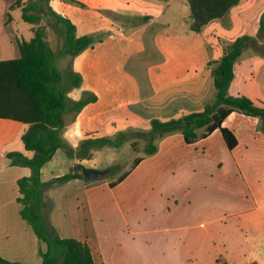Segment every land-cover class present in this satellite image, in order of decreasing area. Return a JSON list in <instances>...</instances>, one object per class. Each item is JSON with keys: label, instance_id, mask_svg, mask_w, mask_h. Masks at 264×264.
Returning <instances> with one entry per match:
<instances>
[{"label": "crops", "instance_id": "crops-1", "mask_svg": "<svg viewBox=\"0 0 264 264\" xmlns=\"http://www.w3.org/2000/svg\"><path fill=\"white\" fill-rule=\"evenodd\" d=\"M15 1L0 0V60L17 58V42L29 40L35 27L22 20L21 7L10 8ZM76 1L85 7L47 1L74 26L76 37H101L65 69L82 79L68 98L76 101L82 92L96 97L62 130V139L72 148L83 139L130 127L147 130L152 118L199 111L214 94L207 63L220 59L237 37H255L264 15V0H240L196 33L187 29L188 9L174 21L165 17L172 8L186 5L185 0ZM14 9L20 11L16 16L11 15ZM103 10L147 21L136 27L120 25ZM257 50L246 48L238 57L228 94L261 104L264 54ZM221 127L235 139L231 149L218 129L191 144L175 132L158 141L153 155L133 156L141 159L124 169L119 182L118 174L107 181L72 180L47 189L51 225L61 238L86 243L94 264H264V124L232 112ZM27 128L0 119V258L39 264L40 244L20 218L16 202V181L29 169L10 165L3 155L16 151L31 156L20 139ZM126 146L90 152L112 154L115 163L130 156ZM84 161L56 150L40 168L41 181L67 173L76 163L84 167ZM136 195L147 197L148 209L130 204L123 209Z\"/></svg>", "mask_w": 264, "mask_h": 264}, {"label": "trees", "instance_id": "trees-1", "mask_svg": "<svg viewBox=\"0 0 264 264\" xmlns=\"http://www.w3.org/2000/svg\"><path fill=\"white\" fill-rule=\"evenodd\" d=\"M48 0H31L22 4L16 0L10 8L21 7L23 21L34 25L29 40H19V56L0 60V119H8L28 125L20 139L24 149L31 152L30 157L20 152H6L3 155L10 165L26 167L27 176L16 181L19 216L36 236L40 248L39 264H94L86 243L74 238H61L50 223L51 203L45 198L47 189L72 180H82L83 165L74 164L67 173L54 177L47 182L41 181L40 168L48 162L56 150L79 161L91 158L93 148H119L128 143L132 155L139 153L149 157L157 151V143L172 133H180L184 143L191 144L218 129L228 149L235 144L233 135L221 127L222 121L232 112L256 118L264 124V103L256 104L244 96H231L228 88L233 79V67L242 51L246 48L259 49L264 54V15L260 17L255 37L242 35L229 45L223 56L207 63L213 81L214 94L199 111L188 112L175 118L161 120L152 118L147 130L127 128L110 136L87 138L79 141L75 148L62 139L63 128L88 103L96 100L95 95L82 92L78 100L68 98L67 93L81 84V76L68 69L66 82L51 66L52 51L47 42L45 27L40 24L48 17L53 26L62 34L61 53L70 59L86 48L99 42L101 37L83 35L76 37L74 26L47 6ZM80 8L85 6L76 0H61ZM189 14L186 18L187 29L200 32L202 26L229 12L240 0H185ZM120 25L139 26L147 21L146 17L124 18L110 11H101ZM135 157L131 165L140 161ZM126 164L117 163L109 168L111 174L124 171ZM121 174V173H120ZM117 177L122 180L124 172ZM112 176V175H111ZM90 182H85L89 184ZM0 264H21L0 258Z\"/></svg>", "mask_w": 264, "mask_h": 264}, {"label": "rangeland", "instance_id": "rangeland-1", "mask_svg": "<svg viewBox=\"0 0 264 264\" xmlns=\"http://www.w3.org/2000/svg\"><path fill=\"white\" fill-rule=\"evenodd\" d=\"M27 2L28 1H31V0H26ZM187 6L186 5H183V6H177V7H174L172 8L170 11H168L166 14H165V17L167 20H171V21H174L175 18L179 15H181L184 10H187ZM20 13V11L14 9L12 12H11V15L13 16H16ZM126 18H133V17H126ZM43 25L44 27L45 26H48V30H46V33H47V40H48V44L51 48V51H52V61H51V66L54 68V70L59 73L61 75V78H62V83H61V86L65 84V82L67 81L66 80V74H65V69H67L69 67V64H70V58L68 56H64L62 53H61V47H62V34L60 32V30H54V28L51 26V22H50V19L48 17H44L43 19ZM53 28V29H50V28ZM128 146H126L127 148ZM128 151H129V147H128ZM24 153L26 154H29L27 151H24ZM123 154L126 153V151L124 152H121ZM138 155H141L140 153ZM101 156H105V162L104 163H101L99 162V158H101ZM133 156L132 154H130L129 157L127 156H124L122 158V160L120 161H117L114 163V156L112 154H106V153H100V154H94L93 156L91 155V158L88 159V160H85L83 162V164L85 165L84 167L86 166H97L98 168L97 169H104V168H112L116 163L117 165H121V163H124L126 164L125 168L124 169H129L132 165V162H133ZM142 156V155H141ZM121 171L119 170L118 172L116 171V174H111L110 172L108 174H106L103 178H101L99 181H107L110 177L112 176H116L118 174H120ZM112 175V176H111ZM145 191V190H144ZM147 202V197H141L140 195H136L134 197H131L130 200L128 201V203H125L122 205L123 209L127 208L128 204H130L131 208L133 209H148V204L146 203Z\"/></svg>", "mask_w": 264, "mask_h": 264}, {"label": "water", "instance_id": "water-1", "mask_svg": "<svg viewBox=\"0 0 264 264\" xmlns=\"http://www.w3.org/2000/svg\"><path fill=\"white\" fill-rule=\"evenodd\" d=\"M109 168L96 169L83 167L81 170V177L83 182H94L103 178L106 174L109 173Z\"/></svg>", "mask_w": 264, "mask_h": 264}]
</instances>
